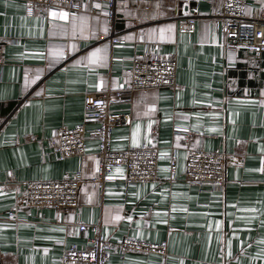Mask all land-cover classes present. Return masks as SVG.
Masks as SVG:
<instances>
[{"label":"crops","instance_id":"obj_1","mask_svg":"<svg viewBox=\"0 0 264 264\" xmlns=\"http://www.w3.org/2000/svg\"><path fill=\"white\" fill-rule=\"evenodd\" d=\"M220 5L117 0L110 26L102 14L28 16L21 2L0 0V264H61L69 246L87 247L92 232H80L81 224L98 225L112 243H167L163 258L113 252L107 264H264V53L255 59L224 48L213 26ZM262 5L250 0L247 15L258 16ZM181 15L198 16L194 33H178ZM112 35L126 44L112 45ZM148 48L175 60L176 86L137 91L130 104L112 106L129 111L130 121L113 129L111 148L154 144L165 155L157 179L128 185L124 169L114 168L102 184L91 183L95 140L87 141L84 156L63 160L46 140L83 121L85 95L124 88L125 70ZM96 49L93 63L86 57ZM22 94L28 101L19 104ZM178 128L189 130L187 137ZM186 148L228 155L223 189L185 181ZM76 174L87 181L77 209L21 208L27 182Z\"/></svg>","mask_w":264,"mask_h":264},{"label":"built area","instance_id":"obj_2","mask_svg":"<svg viewBox=\"0 0 264 264\" xmlns=\"http://www.w3.org/2000/svg\"><path fill=\"white\" fill-rule=\"evenodd\" d=\"M24 6L28 16L46 17L59 10L67 13L89 12L102 14L106 22L113 26L116 20L117 0H92L101 9L87 8L86 3L78 0H17ZM250 0H220V10L214 13L213 26L223 38V46L227 50H243L259 59L264 53V0L256 17L249 16L246 10ZM101 10L102 12H100ZM198 21L196 15L177 17V30L180 34H192ZM0 39V43H1ZM112 45L124 46L126 41L112 35ZM1 63V60H0ZM127 85L122 89H103L98 94H87L83 100V121L71 128H57L46 140V147L59 159L82 157L85 154L88 140L97 142V176L91 183L102 184L114 168H123V180L126 184L154 182L157 179L158 163L165 158L154 144H143L137 148L114 151L111 148V135L116 127L126 126L130 121L129 111H112V106L130 104L135 92H145L161 87L175 88L176 62L164 58L150 48L141 56L134 58L125 70ZM28 98L22 94L18 103H26ZM92 123L93 127H88ZM187 129L178 128L176 133L187 137ZM232 161L224 152H210L202 148H186L184 169L185 181L190 185L202 187L213 184L223 189L226 184V167ZM172 173L176 168L174 160L170 161ZM87 181L80 174L70 179L59 181L27 182L23 186L21 208L54 210H73L78 207L81 187ZM15 213L8 212L7 221H14ZM80 232L90 230L92 236L87 247L69 246L61 257V264H107L110 255L116 252L149 254L159 257L167 255V243L145 242L135 238H124L112 243L105 240L98 225L79 226Z\"/></svg>","mask_w":264,"mask_h":264},{"label":"snow or ice","instance_id":"obj_3","mask_svg":"<svg viewBox=\"0 0 264 264\" xmlns=\"http://www.w3.org/2000/svg\"><path fill=\"white\" fill-rule=\"evenodd\" d=\"M96 7H100V5H96ZM52 15H56V13H51ZM60 15H61V17L62 18H65V17H67V13H60ZM168 28L170 29L171 28V25H169L168 26ZM164 29L162 28V29H160V32H161V36H163V33H164ZM99 51H100V49H96L94 52H90V53H88L87 54V59H89L91 62H95V60H96V58H97V53H99ZM262 95H264V93H262ZM228 255L229 256H231V252L229 251V253H228Z\"/></svg>","mask_w":264,"mask_h":264}]
</instances>
